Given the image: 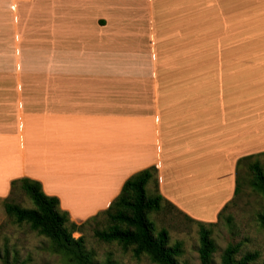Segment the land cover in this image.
Segmentation results:
<instances>
[{
    "label": "crops",
    "instance_id": "1",
    "mask_svg": "<svg viewBox=\"0 0 264 264\" xmlns=\"http://www.w3.org/2000/svg\"><path fill=\"white\" fill-rule=\"evenodd\" d=\"M0 68V197L37 179L77 223L151 166L217 222L264 152V0H0Z\"/></svg>",
    "mask_w": 264,
    "mask_h": 264
},
{
    "label": "trees",
    "instance_id": "2",
    "mask_svg": "<svg viewBox=\"0 0 264 264\" xmlns=\"http://www.w3.org/2000/svg\"><path fill=\"white\" fill-rule=\"evenodd\" d=\"M11 185V193L4 202L8 216L19 224H29L38 234L49 238L55 251L64 254L73 264H95V255L87 248L84 235L76 238L73 234L76 231L82 232L87 223L101 216L106 217L108 225L95 230L100 240L117 242L126 250L131 248L136 258L148 255L156 264H188L179 260L184 252L183 243L176 241L172 244L169 230L165 227L159 229L151 219V214L160 212L165 204L177 209L160 191L156 166L145 168L129 177L121 193L106 210L80 224L62 207L58 196L48 195L44 191L41 181L22 177L13 180ZM245 185L264 196V152L243 156L238 160L235 197L219 213L217 222L205 223L186 215L200 225V264H214L213 255L217 243L213 238L212 227L223 218ZM19 190L29 197L33 207H25L12 198ZM258 219L264 225V209L258 214ZM259 256V251L241 254V243H230L222 252L221 264H253ZM4 264L25 263L7 260Z\"/></svg>",
    "mask_w": 264,
    "mask_h": 264
},
{
    "label": "rangeland",
    "instance_id": "3",
    "mask_svg": "<svg viewBox=\"0 0 264 264\" xmlns=\"http://www.w3.org/2000/svg\"><path fill=\"white\" fill-rule=\"evenodd\" d=\"M5 71L0 68L1 85L15 86V83H5ZM0 99H4V95L1 94ZM12 198L25 207L34 206L21 190ZM5 199L0 197V264L7 260L25 264H73L64 254L55 251L49 238L38 234L29 224H19L11 219L5 210ZM263 209L264 196L245 185L223 218L212 227L213 238L217 243L213 255L214 264H221L222 252L230 243H241V254L259 251L260 256L253 264H264V225L258 219ZM151 219L159 229L165 227L169 230L172 244L176 241L183 243L184 252L179 257L182 263L200 264V225L197 222L167 204L160 212L152 213ZM107 225L106 217L101 216L87 223L82 232L76 231L73 234L76 238L84 235L87 248L95 255V264H156L148 255L136 258L131 248L126 250L117 242L108 243L97 238L95 230Z\"/></svg>",
    "mask_w": 264,
    "mask_h": 264
},
{
    "label": "bare ground",
    "instance_id": "4",
    "mask_svg": "<svg viewBox=\"0 0 264 264\" xmlns=\"http://www.w3.org/2000/svg\"><path fill=\"white\" fill-rule=\"evenodd\" d=\"M30 139H31V138H30ZM47 139H48V138H47ZM47 139H46V140H47Z\"/></svg>",
    "mask_w": 264,
    "mask_h": 264
}]
</instances>
